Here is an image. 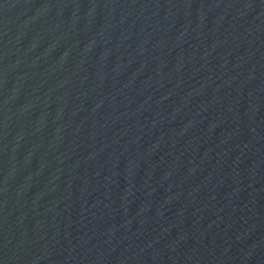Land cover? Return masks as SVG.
Here are the masks:
<instances>
[{"label":"water","instance_id":"water-1","mask_svg":"<svg viewBox=\"0 0 264 264\" xmlns=\"http://www.w3.org/2000/svg\"><path fill=\"white\" fill-rule=\"evenodd\" d=\"M0 264H264V0H0Z\"/></svg>","mask_w":264,"mask_h":264}]
</instances>
